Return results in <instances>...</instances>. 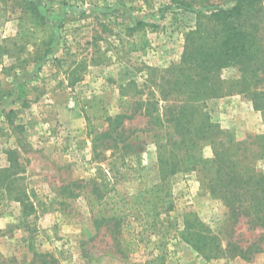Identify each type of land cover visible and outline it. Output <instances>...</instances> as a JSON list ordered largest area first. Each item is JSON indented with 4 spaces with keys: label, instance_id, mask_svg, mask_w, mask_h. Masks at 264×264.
Listing matches in <instances>:
<instances>
[{
    "label": "rangeland",
    "instance_id": "obj_1",
    "mask_svg": "<svg viewBox=\"0 0 264 264\" xmlns=\"http://www.w3.org/2000/svg\"><path fill=\"white\" fill-rule=\"evenodd\" d=\"M214 1L232 4V0ZM179 2L0 0V170L11 168L12 178L19 179L12 189L33 191L42 203L37 218L25 221L19 203L8 197L1 202L0 264H41L34 261L30 246L39 254H50L54 260L47 258L49 264H264V229L250 230L241 217L229 227L232 237L226 236L228 210L204 185V175L210 179L213 170L182 172L172 178L175 207L169 216L178 225L167 237L150 229L143 231L141 240L130 237L143 230L133 219L119 237L104 230L98 233L87 201L69 196V189H64L70 182L96 176L88 125L104 126L108 117L122 112L121 85L137 79L148 93L152 88L143 86L150 78L147 67L160 72L180 62L197 16L180 8ZM139 21L153 26L145 33L149 46L145 52H131L126 32ZM131 39L139 41L140 36ZM49 48L52 53L45 56ZM76 70L81 81L71 85L69 75ZM151 76L158 80L161 74ZM222 77L239 79L241 74L232 68ZM22 83L25 98L18 100ZM207 111L246 145L264 135V114L244 94L211 100ZM145 125L143 118L129 124ZM203 154L212 159V148L206 146ZM246 155L235 158L239 171L249 175L253 169L255 177L264 174V157L252 154L247 162ZM136 166L144 171L119 164L108 173L111 183L115 181L126 195L159 182L157 147L149 145ZM103 167L109 170L107 164ZM117 170L122 172L114 175ZM9 187V182L2 183L0 193H10ZM188 216L198 217L208 227L201 238L188 229ZM115 238L121 243L135 238V242L120 247ZM199 239H203L201 249L195 246ZM230 241L243 248L256 244L252 259L220 255Z\"/></svg>",
    "mask_w": 264,
    "mask_h": 264
},
{
    "label": "trees",
    "instance_id": "obj_2",
    "mask_svg": "<svg viewBox=\"0 0 264 264\" xmlns=\"http://www.w3.org/2000/svg\"><path fill=\"white\" fill-rule=\"evenodd\" d=\"M178 5L197 16L195 29L186 35L180 62L160 72L147 67L150 78L143 86L152 88L148 93L140 88L137 79L121 85L122 112L108 117L104 126L88 125L92 161L97 164L96 176L70 182L64 188L69 189V196L83 197L87 201L97 232L104 230L110 237L115 234L119 237L124 228L129 229L133 224L131 219L143 230L130 233V237H140L141 240L146 229L167 237L178 225L169 216L175 207L172 178L182 172L205 170L213 171L210 179L204 175V185L228 210L226 236L232 237L229 227L235 226L241 217L246 219L250 230L264 229V174L255 177L254 170L250 169L249 175H245L239 171L240 163L235 160L239 153L247 154L244 157L247 162L252 154L264 157V135L255 137V141L246 145L215 123L207 111L209 101L236 92L250 98L255 109L264 114L262 0H232L230 5L218 4L214 0H180ZM38 17L45 22L44 17ZM149 27L153 26L139 21L127 29L131 52L147 50L149 41L145 33ZM135 34L140 36L139 41L131 39ZM51 53L49 48L45 56ZM232 68L239 71L241 77L224 79L223 72ZM78 71L69 75L71 85L81 81ZM155 73L161 74L160 79L151 76ZM25 87L20 84L18 100L25 98ZM138 118L145 119L146 125L143 128L130 127L129 124ZM152 144L157 147L159 182L151 187L145 186L136 194L122 193L115 181L111 183L108 173H113L119 164L126 169H135ZM206 146L213 150L212 159L203 154ZM104 164L109 170L103 167ZM134 171L143 172L144 168ZM119 172L122 171L117 170L114 175ZM12 174L11 168L0 170V186L4 182L10 183V193H0V204L8 197L20 204L23 220L37 218L41 201L33 191L22 187L12 189L11 185L19 181L17 177L12 178ZM186 225L200 238L208 230L198 217H186ZM199 241L195 246L201 249L203 239ZM114 242L120 247L122 244L131 246L135 238L123 239L122 243L115 238ZM255 245L243 248L236 241H230L220 249V255L224 253L228 257L249 261ZM30 250L34 252V261L41 264H49L47 258L54 260L50 254L37 253L34 247L30 246Z\"/></svg>",
    "mask_w": 264,
    "mask_h": 264
}]
</instances>
